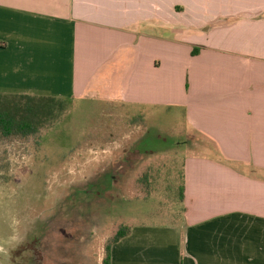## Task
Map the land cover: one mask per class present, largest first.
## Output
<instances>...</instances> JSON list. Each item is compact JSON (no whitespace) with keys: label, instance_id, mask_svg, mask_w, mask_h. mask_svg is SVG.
<instances>
[{"label":"crops","instance_id":"1","mask_svg":"<svg viewBox=\"0 0 264 264\" xmlns=\"http://www.w3.org/2000/svg\"><path fill=\"white\" fill-rule=\"evenodd\" d=\"M0 94L181 111L178 220L111 264H264V0H0Z\"/></svg>","mask_w":264,"mask_h":264},{"label":"rangeland","instance_id":"2","mask_svg":"<svg viewBox=\"0 0 264 264\" xmlns=\"http://www.w3.org/2000/svg\"><path fill=\"white\" fill-rule=\"evenodd\" d=\"M145 112L87 98L37 135L0 136V264H103L122 226L178 220L164 175L191 148L184 115ZM150 167L159 189L139 181Z\"/></svg>","mask_w":264,"mask_h":264},{"label":"trees","instance_id":"3","mask_svg":"<svg viewBox=\"0 0 264 264\" xmlns=\"http://www.w3.org/2000/svg\"><path fill=\"white\" fill-rule=\"evenodd\" d=\"M65 109V101L51 97H33L28 95H1L0 94V136L5 139L12 137L28 138L37 135L40 131L54 122ZM175 166L166 171L164 183L168 182L167 190L172 194L176 191L175 200L178 205L184 201L185 175L181 166ZM161 170L155 171L150 167L139 180L142 185L153 186L159 189ZM175 181L176 185L169 182ZM158 186V187H157ZM173 191V192H171ZM131 226L122 228L113 237L106 248V257L103 264H111V248L121 239L128 236Z\"/></svg>","mask_w":264,"mask_h":264}]
</instances>
